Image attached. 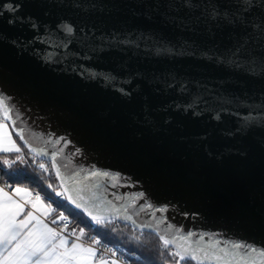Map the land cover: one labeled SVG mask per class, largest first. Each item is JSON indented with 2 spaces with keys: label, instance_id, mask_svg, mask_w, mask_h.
I'll list each match as a JSON object with an SVG mask.
<instances>
[{
  "label": "water",
  "instance_id": "obj_1",
  "mask_svg": "<svg viewBox=\"0 0 264 264\" xmlns=\"http://www.w3.org/2000/svg\"><path fill=\"white\" fill-rule=\"evenodd\" d=\"M6 2L20 8H0V95L34 144L70 140L61 163L109 172L86 183L113 203L143 192L130 213L168 209L137 223L264 246V52L227 59L250 29L212 25L207 0Z\"/></svg>",
  "mask_w": 264,
  "mask_h": 264
},
{
  "label": "snow or ice",
  "instance_id": "obj_2",
  "mask_svg": "<svg viewBox=\"0 0 264 264\" xmlns=\"http://www.w3.org/2000/svg\"><path fill=\"white\" fill-rule=\"evenodd\" d=\"M0 8L14 15L20 5L0 0ZM253 10L264 13V0H235L233 4L207 0L206 3L207 19L212 25L251 30L245 31L237 46L228 50L227 59L236 68L245 66L242 61H252V57L245 54L249 44H258L264 52V15L258 21L254 20ZM14 22L9 20V23ZM20 22H23L22 18ZM32 27L36 26L33 24ZM66 30L68 33L74 31L73 27L67 25ZM261 62L264 63V56H261ZM247 66L250 68L249 74H252L255 71L254 61ZM119 92L123 96L132 95L124 87ZM213 118L219 120V114ZM18 119L9 97L0 95V167L12 169L16 165L35 166L42 174H54L58 184L48 183V188L87 217L89 226L95 224L118 231L117 222L123 221L125 227L131 226L128 239L137 245L144 243L146 229L150 234L154 232L158 240L157 255L163 264H264V246L258 247L246 241L216 240L210 243L204 234L184 232L183 229L171 231L174 227L171 224L167 225L166 230H160V224L167 223L166 219L155 225L152 221L137 223L134 216L149 212L155 217L156 212L165 213L168 209L145 203L140 205L139 212L130 213L129 209L135 207L136 201L146 199L143 192L132 196L128 205H118L97 195L86 182L99 177L110 179L109 172L89 170L81 177V172L68 170V165L62 164L61 160L64 149L71 141L52 134L43 141V146L34 144L25 129L18 125ZM243 130L242 125L240 131ZM78 152L79 149H76L75 153ZM45 159L48 163H45ZM92 187L99 189L100 185L94 184ZM116 199L120 201L125 198L120 196ZM55 211L52 204L46 203L40 191L19 185L13 187L11 184L0 187V264H124L117 256V250L105 247L100 239L90 237L85 244V229L70 230L69 218L63 212L50 222L41 218ZM57 224L62 227L58 229L52 226Z\"/></svg>",
  "mask_w": 264,
  "mask_h": 264
},
{
  "label": "trees",
  "instance_id": "obj_3",
  "mask_svg": "<svg viewBox=\"0 0 264 264\" xmlns=\"http://www.w3.org/2000/svg\"><path fill=\"white\" fill-rule=\"evenodd\" d=\"M45 163L48 162L45 161ZM0 183L11 184L12 186L19 185L34 191H40L41 195L45 197V201L52 204V207L56 210L53 215L56 216L63 212L69 218L70 228H84L87 241L90 237H94L100 239L107 248L116 249V247H119L124 254L118 253V255H125L124 258L127 257L128 261H135L136 264H152L153 261H155V264H163L157 255L158 240L155 233L150 234L145 231L144 243L137 245L128 239L131 235L130 225L125 227L124 223L117 222L116 227L120 229L118 231H112L111 227L104 228L95 224L89 226L90 222L79 210L74 209L66 201L55 196V193L48 188V183L58 184L54 174L51 176L42 174L35 166L16 165L12 169L0 167Z\"/></svg>",
  "mask_w": 264,
  "mask_h": 264
},
{
  "label": "crops",
  "instance_id": "obj_4",
  "mask_svg": "<svg viewBox=\"0 0 264 264\" xmlns=\"http://www.w3.org/2000/svg\"><path fill=\"white\" fill-rule=\"evenodd\" d=\"M2 186H4V184H1L0 183V187H2ZM15 186H17V185H15ZM15 186H13V187H15ZM47 203V202H46ZM30 210V209H29ZM57 216V215H56ZM42 219H44L45 220V222H50L53 218H55V216L52 214V215H50V216H47V217H41ZM53 227H57L58 229L60 228V227H62V225H60V224H57V225H52ZM69 229L71 230V228L69 227ZM86 237V236H85ZM83 238L84 239V243L85 244H87L89 241H87V238Z\"/></svg>",
  "mask_w": 264,
  "mask_h": 264
},
{
  "label": "built area",
  "instance_id": "obj_5",
  "mask_svg": "<svg viewBox=\"0 0 264 264\" xmlns=\"http://www.w3.org/2000/svg\"><path fill=\"white\" fill-rule=\"evenodd\" d=\"M114 250H117V256L120 257V259L124 262V264H136V262H131V261L126 260V258H124V256H119L118 253L124 254L123 251L120 250L119 247H116V249H114Z\"/></svg>",
  "mask_w": 264,
  "mask_h": 264
},
{
  "label": "bare ground",
  "instance_id": "obj_6",
  "mask_svg": "<svg viewBox=\"0 0 264 264\" xmlns=\"http://www.w3.org/2000/svg\"><path fill=\"white\" fill-rule=\"evenodd\" d=\"M122 256V255H121ZM125 256V255H124ZM127 258V257H126ZM127 260H128V258H127ZM135 262V261H134Z\"/></svg>",
  "mask_w": 264,
  "mask_h": 264
},
{
  "label": "rangeland",
  "instance_id": "obj_7",
  "mask_svg": "<svg viewBox=\"0 0 264 264\" xmlns=\"http://www.w3.org/2000/svg\"><path fill=\"white\" fill-rule=\"evenodd\" d=\"M71 207H73L72 205H70ZM75 209V208H74ZM87 218V217H86Z\"/></svg>",
  "mask_w": 264,
  "mask_h": 264
}]
</instances>
